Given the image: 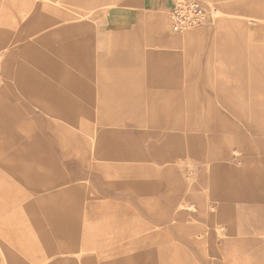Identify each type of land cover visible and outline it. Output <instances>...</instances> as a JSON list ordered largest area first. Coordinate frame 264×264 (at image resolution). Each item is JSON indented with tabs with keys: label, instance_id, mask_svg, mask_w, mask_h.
Segmentation results:
<instances>
[{
	"label": "rangeland",
	"instance_id": "rangeland-1",
	"mask_svg": "<svg viewBox=\"0 0 264 264\" xmlns=\"http://www.w3.org/2000/svg\"><path fill=\"white\" fill-rule=\"evenodd\" d=\"M140 3L0 0V264H264V0Z\"/></svg>",
	"mask_w": 264,
	"mask_h": 264
},
{
	"label": "crops",
	"instance_id": "crops-1",
	"mask_svg": "<svg viewBox=\"0 0 264 264\" xmlns=\"http://www.w3.org/2000/svg\"><path fill=\"white\" fill-rule=\"evenodd\" d=\"M173 2H174V0H143V3H140V5H141V7H143L142 4H144V6L146 8H149L150 9L149 12H152L153 17L154 18H157V16H158V13L157 12H159L161 14L165 13L167 7H169L170 5H172ZM146 12H148V11H146ZM250 37H251V39H255V38H259V39L261 38L262 39V38H264V25L259 26L254 31H250ZM144 186H146V184H144ZM97 188H98L97 186H96V189H94V187H93V189H94L93 192L96 195L94 197H99V196L101 197V193H104V190L103 191L101 190L100 192H98V189ZM88 198L90 199V202L88 204V207H89L88 213H90L91 212V207H92V202H91V198H92V188L90 190V195L88 196ZM85 221L87 222V225H88V228H89V231H88L89 233H88V238L83 239V242H81L80 247L76 251V253L78 255V260L84 259V254H85L84 251H92L93 250L92 248H93V245H94V240H96L97 238H100V243L102 244L104 242L102 240H104L105 237H106V235H108L107 226H105L103 224H100V231L97 232L96 237H94V233L92 231V228H94L93 222L92 221H89L87 219ZM164 221H165L164 222L165 225L163 227L165 229H167V230H169L171 227L177 226V225H174L173 224V221L170 220V218H165ZM245 224H247V223L245 222ZM146 225L147 224H145L144 227L141 226L142 228H140V227H138V228H140V230H144V228L145 229L146 228H149V229L152 228V225L151 224L148 223V226H146ZM239 233H244V234H247L248 233L246 231L245 225L243 227H241ZM33 234H34V238L36 240H38V236H39L38 235V232L35 231V232H33ZM189 234L192 235V237L189 239L190 242L195 243V244H197V243L199 244V242H203V240L202 241H199L198 238H196L195 234H198L197 232L194 233L192 231ZM38 241H41V240H38ZM42 242H44L45 244L50 243V241L49 240H46V238L42 239ZM205 252H207V251H205ZM91 253H93V251ZM206 258H207V255L205 256V259Z\"/></svg>",
	"mask_w": 264,
	"mask_h": 264
},
{
	"label": "built area",
	"instance_id": "built-area-1",
	"mask_svg": "<svg viewBox=\"0 0 264 264\" xmlns=\"http://www.w3.org/2000/svg\"><path fill=\"white\" fill-rule=\"evenodd\" d=\"M215 13L218 12V9L214 10ZM204 13V10L199 7L197 4H186L180 5L173 9V17L175 19L173 24V30L175 32H181L185 26L189 23L201 17Z\"/></svg>",
	"mask_w": 264,
	"mask_h": 264
},
{
	"label": "bare ground",
	"instance_id": "bare-ground-1",
	"mask_svg": "<svg viewBox=\"0 0 264 264\" xmlns=\"http://www.w3.org/2000/svg\"><path fill=\"white\" fill-rule=\"evenodd\" d=\"M86 11V10H85ZM114 19V18H113ZM143 23H144V21H143ZM143 23H142V26H141V28H143ZM144 182L143 183H141V189H145V188H147V187H145L144 186ZM94 189H96V187L94 186ZM148 224V223H147ZM167 230V229H166ZM140 231H142V230H140ZM145 231H147L146 229L143 231V232H145ZM189 233H191V232H189ZM188 233V235L190 236V238L192 237V235L191 234H189ZM174 251H176V252H178V254H180V255H182V254H185L186 253V250L180 245V244H178V243H176V242H172L171 244H170V247L169 248H167V249H165V250H160V253H162L163 255L164 254H168L169 252H174ZM208 256V255H207ZM188 264V263H187ZM190 264H201V263H199V262H197V261H194L193 263H190Z\"/></svg>",
	"mask_w": 264,
	"mask_h": 264
}]
</instances>
